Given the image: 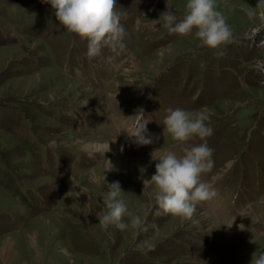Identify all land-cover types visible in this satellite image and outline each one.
I'll use <instances>...</instances> for the list:
<instances>
[{"label":"rangeland","instance_id":"1","mask_svg":"<svg viewBox=\"0 0 264 264\" xmlns=\"http://www.w3.org/2000/svg\"><path fill=\"white\" fill-rule=\"evenodd\" d=\"M185 3L116 0L124 47L89 59L50 4L0 0V264H250L264 251V10L217 0L234 42L216 55L155 21ZM177 107L206 110L212 135L174 142L162 121ZM141 109L150 145L126 132ZM205 142L214 167L201 179L217 195L190 219L157 215L143 184L153 152ZM117 181L138 228L98 224Z\"/></svg>","mask_w":264,"mask_h":264},{"label":"clouds","instance_id":"2","mask_svg":"<svg viewBox=\"0 0 264 264\" xmlns=\"http://www.w3.org/2000/svg\"><path fill=\"white\" fill-rule=\"evenodd\" d=\"M42 2L50 4L55 19L69 33L87 40L86 56L89 59L99 56L104 47L114 51L124 47L122 41L125 29L121 24V14L116 11V0ZM184 7L185 11L179 19L174 12L165 11L155 21L167 29L169 34L187 36L194 32L202 47L216 50V55H223L222 47L234 42V36L223 13L217 8V0H186ZM256 8L264 10V0H257ZM254 11L249 13L250 17ZM128 118L132 121L126 129L128 137L134 138L137 145L152 144L154 138L147 133L148 122H144L143 110H138ZM209 119L204 109L188 111L179 107L168 108L162 121L163 132L181 144L197 138L203 141L213 133V129L206 123ZM182 152L179 156L175 152L161 149L153 152L159 153L154 159L158 161L155 174L150 179H143V184L144 187L154 185L152 197L157 206V215L190 219L198 204L217 195L212 185L201 179L203 174L214 167V150L205 142L184 147ZM144 171V168L140 169L141 173ZM122 192L118 181L107 184L103 199L106 211L97 213L98 224L103 229L114 226L124 231L129 227L138 228L142 224L140 217L132 216L128 211L126 203L120 198ZM125 215L131 217L130 223L123 221ZM250 264H264V251L254 252Z\"/></svg>","mask_w":264,"mask_h":264},{"label":"bare ground","instance_id":"3","mask_svg":"<svg viewBox=\"0 0 264 264\" xmlns=\"http://www.w3.org/2000/svg\"><path fill=\"white\" fill-rule=\"evenodd\" d=\"M122 154H120L119 156H117V157H115V161H117V162H119V161H121L122 160ZM196 211V210H195Z\"/></svg>","mask_w":264,"mask_h":264}]
</instances>
